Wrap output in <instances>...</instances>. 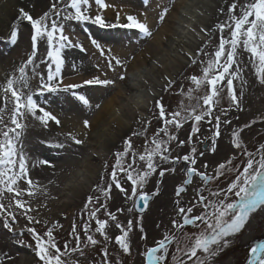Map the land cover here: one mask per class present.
<instances>
[{"label":"snow or ice","instance_id":"1","mask_svg":"<svg viewBox=\"0 0 264 264\" xmlns=\"http://www.w3.org/2000/svg\"><path fill=\"white\" fill-rule=\"evenodd\" d=\"M143 2L145 6L149 4V0ZM224 5L226 7L217 9L214 28L200 29L209 40L218 41L216 46L208 51L205 45L187 54L190 66H196L199 71L184 77L187 86L180 85V95L185 100L175 110L168 109L162 98L154 100V110L150 109V112L159 127L151 137L148 130L152 119L140 116L135 121L138 128L125 135L122 149L112 152L114 163L110 165L108 159H104L99 180L91 189L98 194L86 197L79 225L73 221L69 238L62 244L56 234V228L62 225L59 222L51 224L39 211L47 204L34 206L40 196L48 195V187L31 175V168L37 163L31 161L24 148L25 129L29 127V121L38 122L44 129H49L50 124L63 126L61 117L39 102L45 93L72 91L85 108L99 110L102 101L93 104L88 96L75 90L115 87L117 81L126 80L128 66L134 59L116 56L110 49L106 51L96 39H91V45L104 58L103 65L96 64L99 74L81 83H66L62 75L63 50L79 48L84 53L87 48L71 39L63 21H91L102 28L133 29L144 38L153 36L154 26L149 24L146 14L143 19L132 14L122 17L120 11H116L115 22L107 21L104 10H115V6L106 0H54L51 12H44L39 17L19 9L18 19L31 29L30 53L18 67V74L0 84V226L13 236H23L25 231L30 235L33 243L27 246L38 258L37 264H123V261L115 260L111 252L132 255L130 234L136 226H139L141 240L146 242L148 236L142 216L122 223L111 210L108 202L113 199V190H117L125 201H132V207L127 209L129 213L134 208L143 211L151 198L159 195L158 186L152 193L144 191L150 177L158 174L163 178L166 172L175 173V165L181 162L188 167L184 170L186 178L175 189V216L170 227L153 245L145 243L141 252L142 264H215L217 256L229 246V238L244 230L253 213L264 209V145L249 151L242 142V133L255 121L235 127L230 115L233 110L244 111L245 88L257 83L264 86V0H224ZM171 6L172 0H161L157 4L161 9L157 26L165 22ZM19 34L14 25L10 33L13 44L17 43ZM249 71L254 75L251 85L245 79ZM109 72L115 74L116 79L109 78ZM163 80L165 92L176 84L175 79L167 75ZM225 95L227 107L222 106ZM204 123L211 125V135L200 139ZM186 124H190L189 134L180 140L179 132ZM222 126L231 130L232 154L214 166L200 162L197 167L205 152L191 146L193 140L197 144L207 140L210 151L215 154ZM83 128L91 131L88 119L83 120ZM140 136L144 137V143L142 150H136L132 137ZM64 138L75 145L85 142L71 131L65 133ZM173 142L177 148L190 146L187 154L173 156ZM54 146L63 148L65 145L56 143ZM38 164L54 167L46 158L40 159ZM164 164L171 167L163 168ZM210 167L211 172L208 171ZM229 175L233 178L226 186L212 187L214 181L218 184ZM193 185V196L182 202V194ZM124 211L123 207L116 209L119 213ZM19 218L26 224L17 234L14 229ZM112 228L119 234L110 236ZM110 244L113 245L111 249ZM246 264H264V242L250 248Z\"/></svg>","mask_w":264,"mask_h":264},{"label":"rangeland","instance_id":"2","mask_svg":"<svg viewBox=\"0 0 264 264\" xmlns=\"http://www.w3.org/2000/svg\"><path fill=\"white\" fill-rule=\"evenodd\" d=\"M182 14L186 15L187 12L184 10L182 11ZM188 20L189 21H186L185 18L181 19V25L183 28L181 29L182 31L177 33L176 38L170 40L167 43V57L179 60L181 63V65H170V67L166 68L167 73L171 75L173 79H175L176 84L172 89L165 92L160 88V83H162V73L155 74L154 77L156 78L154 80L153 86L155 84L156 90L151 91V93H155V95H151V98L149 96L147 100L144 99L142 103H139L138 106L143 109V111L139 112L131 110L133 114L137 115V119L140 118V116L152 119V125L148 130L149 137H151L153 131L159 127L157 120L152 117L150 112V109L154 110V100L162 98V103L168 109L175 110L177 106L183 100H185V98L180 95V85H188V81L185 80L184 77L195 74L199 71V68L196 66H190V61L187 54L189 52L196 51L200 45H207L206 50L211 51L218 42L216 39L209 40V37L204 35V33L193 29V25L195 23L200 26L199 22L197 23V18L189 16ZM23 24L26 25L25 22H23ZM76 25L78 26H75L74 24L71 26V30H73L75 34H77L79 30L82 34L87 33L90 37L105 34V32L108 30L111 32H115L116 30L119 35L121 34L123 40H130L132 36L138 35L136 30L133 29H125L122 27L102 28L98 24L92 23L91 21ZM29 30L31 31V29ZM0 43L7 45L6 41H1ZM13 47L14 46L12 44L10 48L7 49L6 53L4 52L3 56H11V54L14 52L11 49ZM150 65L145 68L147 72ZM2 74L4 75V73ZM245 79H247L251 85V82L254 79L253 73L249 71L245 76ZM236 87L237 89L240 87L238 81L236 82ZM245 93L246 95L243 103L244 111L237 112L233 110L230 115L233 119V126L235 127H242L246 122L250 123L253 120L255 121V123L252 124L250 128H246L242 133L243 144L249 151H254L261 145H264V86H260L257 83L251 87L245 88ZM65 100L67 101L68 98L66 97ZM222 106H228V99L226 95L222 102ZM236 117H239V119H236ZM135 121L136 119L133 121L134 128L132 127L133 129L131 128V130L124 135L117 137L113 145L108 144V138L102 137L103 139H101V141L97 139L102 143V148L96 150L95 152H93L88 146L90 142L93 143L92 137L90 140L84 137L80 138L84 139L85 141L82 145H75L70 141H65L64 132L56 133L54 137L47 138V140H45L41 135L39 124L36 121H29V127L25 129L22 140L24 148L29 154L31 161L37 163L36 167L31 168V175L42 185H47L48 187V195L40 196L34 202V206L41 203H46L47 207L40 208V213H42L43 217L49 220L51 224H56L59 222V224L62 225V227L56 228V234L61 244L65 239L69 238L73 221H76L79 225L82 207L86 197L88 195L95 196L98 194L92 192L91 190L89 193L85 191V178L87 180L90 173L84 171L83 166L88 164V167H93L92 171L95 167L98 169L96 181L92 188L95 187L102 171L101 165L103 164L104 159L107 158L110 165L114 163L112 152L122 149L123 138L125 135L130 134L132 130L138 128ZM210 128L211 125H208L207 123L203 124L200 139L211 135V132L209 131ZM77 131H80L79 128ZM189 131L190 124H186L179 132V139H186ZM221 132L222 136L218 141V152L215 154L210 151V145L207 140H204V143L202 144H197L196 140H193V144L191 146L198 147L200 151H203L202 147L204 145L207 146V149L204 151L205 155L200 158L197 167H199L200 162L208 163L210 166H214L218 161L223 162L224 157L232 154L233 150L230 148L231 130L229 127L222 126ZM132 141L136 150H142V145L144 143L143 136L132 137ZM44 142H47L48 146H43ZM56 143H63L65 146L63 148H57L54 146ZM189 147L190 146L186 145L183 148H177L175 142H173L172 154L173 156L177 154L181 156L187 154ZM46 154L51 156L56 155V157L54 156V160L51 161L54 167L38 164L40 159H47ZM183 165V162L175 165L176 172H166L163 178H160L158 174L150 177L144 188V191L152 193L157 190L158 186L159 195L151 198L149 202V208L144 214H137L134 209L131 213H129L127 209L132 207V201H125L117 190H113V199L108 202L111 210L116 213L118 219L122 223L126 222L127 219H133L135 221L142 216L143 227L148 236V240L146 242L141 240L139 226L134 227L133 232L130 234L132 255L122 256L118 251H112L111 255L115 260L123 261V264H142L143 258L141 256V252L144 250L145 243L148 246L153 245L154 241L170 227V221L175 216V189L178 185L182 184L183 180L186 178ZM162 167L168 168L171 167V165L164 164ZM208 171L211 172L212 168L210 167ZM72 177H74L73 181H78L77 193H70L68 197L72 199L71 204L68 203V205L66 204V206H62L65 202V199H61V196L64 195L67 182ZM232 178V175H229L225 178H222L218 184L214 181L212 187L222 188L226 186ZM194 179L198 181V178ZM50 181L51 183H49ZM125 186L129 187L128 184ZM194 187L195 185L190 186L189 191L182 194V202H186L190 197L193 196ZM58 197H60V200L57 199ZM101 198L103 199V197ZM119 207H123L125 211L123 213L116 212V209ZM25 224L26 221L23 218H19L18 224L14 231L19 234L21 229L24 228ZM157 225H161V227H157ZM116 234L119 233L115 228H112L109 232L110 236H114ZM229 240V246L223 250V256L216 259L215 264H246V260L249 257L250 248L255 244L264 242V209L259 211L252 218L250 217L249 222L245 226L244 230L236 236L230 237ZM31 243H33V241L26 231L24 232L23 236H13L12 233H9L6 229L0 226V264H37L38 258L35 257L32 249L27 246ZM112 247L113 245L110 244L109 248L111 249ZM96 259L99 260L100 257L97 256Z\"/></svg>","mask_w":264,"mask_h":264},{"label":"bare ground","instance_id":"3","mask_svg":"<svg viewBox=\"0 0 264 264\" xmlns=\"http://www.w3.org/2000/svg\"><path fill=\"white\" fill-rule=\"evenodd\" d=\"M53 2L54 0H0V42H7V45L0 43V84L4 83L9 76L18 74V67L27 59V55L30 53V26L26 22V25L23 24L18 19L19 9L23 8L33 17H39L44 12H51V4ZM106 2L115 6V10H104L107 21L115 22L116 11H120L122 17L125 14H132L137 15L140 19H143L146 14L149 24L154 26V34L151 38H144L138 34L132 36L130 40H123L121 34L119 35L116 30L115 32L108 30L105 34L97 35L98 37L94 36L95 38L91 35L92 38L87 33L82 34L78 30L77 34H75L71 30L72 24L78 26L76 24L80 22L63 21L66 33L71 39L83 43L87 48L84 53L80 52L79 48H73V50L72 48H66L63 50L62 54L65 57V63L62 75L66 83H81L84 79L99 74L96 64L103 65L104 58L100 57L99 53L91 45V39L100 40L98 42L105 50L110 49L112 54L116 56L121 58L134 57V59L128 66L126 80L124 82L117 81L115 87L110 86L107 89L84 87L75 90L78 94L90 97L93 104L102 101V107L99 110L85 108L75 98L72 91L57 94L45 93L44 96H41L39 102L46 107H50L55 114L59 115L63 125L62 127H57L55 124H50L49 129H44L40 126L41 135L45 140L54 137L56 133L71 131L79 138L84 137L90 140L92 137L93 143L90 142L88 146L93 152L102 148V143L97 140L101 141L102 137L108 138V144L113 145L116 138L130 131L133 127V121L137 120V115L133 114L131 110L143 111L138 106L139 103H142L144 99L147 100L149 96L151 98V91L156 90L155 84L153 86L156 78L154 77L155 74L162 73L160 88L163 89L165 84L163 77L165 75L171 77L167 73L166 68L170 67V65H181L179 60L166 55L167 43L176 38L177 33L183 29L181 19L185 18L186 21H189V16L197 18V23L199 22L200 26L196 23L193 25V29L196 31H200L201 27L205 29L214 28L217 9L221 6L226 7L224 0H172L171 11L165 22L157 26L158 13L161 10L157 7V4L161 0H149L147 6H145L143 0H106ZM184 10L187 12L186 15L182 14ZM14 25L19 29L20 33L16 44H13L10 39V33ZM12 44L14 46L11 48L14 51L13 54L11 56H3L4 52L6 53ZM200 47L204 46L200 45ZM41 51H43V46H41ZM149 65L147 72L145 68ZM108 75L109 78L116 79L115 74L109 72ZM66 97L68 98L67 101L65 100ZM84 119L90 121L91 131L83 128ZM78 128L80 131H77ZM43 146H48V143L44 142ZM46 156L49 161L54 160L56 157V155L54 157L49 154H46ZM83 168L84 171L90 173L89 178L87 180L85 178L86 182L84 185L85 191L89 193L96 181L98 169L95 167L92 171L93 167H88V164H85ZM73 179L74 177L69 179L65 193L61 196V199H65L62 206H66L68 203L71 204L72 199L68 197L70 193H77L78 181H73ZM57 199L60 200V197ZM148 208L145 212H147ZM258 212L253 213L251 218ZM222 253L223 251L216 259L222 257Z\"/></svg>","mask_w":264,"mask_h":264},{"label":"water","instance_id":"4","mask_svg":"<svg viewBox=\"0 0 264 264\" xmlns=\"http://www.w3.org/2000/svg\"><path fill=\"white\" fill-rule=\"evenodd\" d=\"M206 149H207V146L204 145V146L202 147V150L205 151ZM187 167H188V165L184 164V165H183V170H185ZM184 173H185V172H184ZM146 209H147V208H146ZM146 209H144L143 211H138V210H136V209L134 208V211H135L136 213H138V214H143V213L146 211Z\"/></svg>","mask_w":264,"mask_h":264}]
</instances>
